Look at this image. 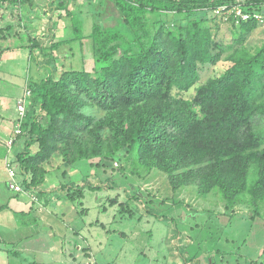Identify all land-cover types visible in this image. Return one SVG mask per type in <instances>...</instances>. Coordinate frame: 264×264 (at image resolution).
Returning <instances> with one entry per match:
<instances>
[{
    "label": "trees",
    "instance_id": "trees-1",
    "mask_svg": "<svg viewBox=\"0 0 264 264\" xmlns=\"http://www.w3.org/2000/svg\"><path fill=\"white\" fill-rule=\"evenodd\" d=\"M106 1L118 15L110 25L102 23L100 13L92 15L93 71L67 66L58 71L65 41L54 39L49 28L41 31L42 35L51 31L49 45L26 32L28 43L19 46L29 48L32 60L45 68L39 79L27 81L26 114L19 118L23 130L14 143L22 148L16 151V179L25 193L33 192L36 202L48 206L54 194L76 202L87 188L102 189L89 181L81 186L63 181L49 192L42 189L49 173L41 167L40 155L65 142L66 156L77 145L70 163L100 155L123 159L137 174L158 168L168 174L175 190L190 183L198 185L201 193L217 189L227 206L246 201L256 216H264V42L255 50L247 44L260 27L258 22L237 25L230 17L238 31L226 44L215 39L213 29L220 27L221 19L214 10L238 0ZM17 2L40 7L36 0H0V8ZM56 2L58 7L53 8L51 0L43 8L48 20L59 16L57 8L66 9L71 21L68 32L81 41L84 21L68 10L67 0ZM240 4L248 12L264 11V0H240ZM11 30V24L0 25V41ZM221 60L231 65L201 83V71ZM80 136L87 147L83 140H75ZM36 145L39 150L33 154ZM132 198L142 201L137 195ZM122 207L133 215L127 203ZM151 211L146 212L152 215ZM155 216L168 220L166 215ZM7 252L17 253L12 248ZM187 260L200 264L201 259ZM243 260L264 264V250L254 259Z\"/></svg>",
    "mask_w": 264,
    "mask_h": 264
},
{
    "label": "rangeland",
    "instance_id": "rangeland-1",
    "mask_svg": "<svg viewBox=\"0 0 264 264\" xmlns=\"http://www.w3.org/2000/svg\"><path fill=\"white\" fill-rule=\"evenodd\" d=\"M36 2L40 7L33 8L28 3L17 2L4 4L0 8V16L3 18L0 25L12 26L7 39L0 41V50L5 49L3 54L0 53V152L5 149L8 151L6 156L3 155V161L0 160V165L4 162L6 170L12 165L16 172V151L22 148L14 143L17 142L19 131L23 130V119L18 118L17 103L27 93L28 79H39L45 69L42 64L32 60L29 48H19L23 43H28L25 33L30 32L46 39V45L51 43V31L54 39L65 41L61 53L59 52L58 71L64 66L76 69L83 67L93 71L95 60L89 37L93 24L92 15L100 13L104 25L115 24L118 15L115 6L106 0H67L68 10L84 21L85 36L81 41H75L74 34L68 32L71 21L65 16L66 9L57 8L59 10L56 12L60 14L51 22L48 20L49 13L43 9L51 0ZM53 2L52 7H58L56 0ZM225 7L221 13L214 12L221 20L220 27L213 31L216 40L227 44L235 37L234 30L238 31V26L234 28L233 21L228 19L231 17L237 25L242 20L238 21L234 17L232 6ZM258 24L260 27L247 40L251 50L264 42V24ZM47 27L51 31L47 30L46 35H42L41 31ZM69 40L74 42L67 43ZM230 65L231 62L224 60L216 65H208L201 71L200 82L221 75ZM75 140L83 139L80 136ZM82 143L87 147L85 140ZM63 145L65 147V142L58 149L50 151V154L40 155L43 161L41 167L49 173L42 187L48 188L56 182L59 185L63 181L81 186L89 181L94 185H102V189L87 188L76 202L65 199L69 205H74L72 208L69 206L71 212L67 213L68 219H65L66 214L59 212L57 198V204L54 201L55 207L52 208L45 206L43 202L38 203L41 221L36 228L37 235L41 234L44 238L42 244L35 248L36 252L23 251L21 246H29L35 242L24 238L17 246L20 256L12 255L8 261L19 259L27 264L30 261L75 264L80 260L86 264H191L187 259L193 257L198 260L200 256V264H244L246 256L254 259L264 250V216H256L253 207L246 201L229 207L219 190L201 193L199 186L193 183L181 185L175 190L166 172L152 168L137 174L133 172L131 164L123 159L115 161L95 155L70 163L71 152L75 151L74 147L77 145L71 147L69 156L63 153ZM32 149L35 154L39 147L36 145ZM118 156L115 155L114 158ZM1 157L2 154L0 159ZM7 186L9 188L8 181ZM0 187H5L3 180L0 181ZM21 192L25 193L26 190L22 188ZM7 193L5 190V194ZM25 194H29L31 200H37L33 192ZM133 195L139 196L142 201L135 200ZM2 200L0 196V202ZM126 203L134 211L131 216L130 209L122 207ZM10 204L13 206L7 207V212L0 217L4 219L0 221V233L15 241L28 236L33 230L19 226L20 221L29 219L30 215L21 212L17 214L18 220L15 219L14 209L19 206L11 201ZM147 210H152L153 214L149 215ZM155 214L166 215L168 220ZM75 230H78L77 233ZM45 234L49 235L50 243ZM54 244L56 247L49 250L48 246L52 247ZM5 245L17 249L11 243ZM254 248L258 252H254ZM71 254L77 255V261L70 259Z\"/></svg>",
    "mask_w": 264,
    "mask_h": 264
},
{
    "label": "crops",
    "instance_id": "crops-1",
    "mask_svg": "<svg viewBox=\"0 0 264 264\" xmlns=\"http://www.w3.org/2000/svg\"><path fill=\"white\" fill-rule=\"evenodd\" d=\"M47 28H49V27H47ZM0 160L3 161V156L1 157ZM3 164H4V162H2V164L0 165L1 166L0 178H1V180L4 181L5 187H2V188L0 187V196H2V198H3L2 202H0V207H2L4 205H7V207H10V205L13 206V204H10V201L14 202L17 207L19 206L18 209H14L13 216H14L15 219L18 220L19 217H18L17 214L21 213V212L30 215L29 219L26 220V218H25L24 220L20 221L19 226L24 227V228L25 227H29L28 229H32L33 232L32 231L30 232L31 234H29V235H31V236L28 235L26 237L17 238V240H15V241L9 240L8 238L5 237V235H2L0 233V239L2 240V242H0V264H27V262H23V261H21L19 259L18 260L10 259L8 261L9 257L12 256V255H10L7 252V250L10 249V246H6L5 244L6 243L13 244L12 246H15L17 248V249H15L17 253L14 254V255L16 257H19L20 253H19L18 247H17V246H19L18 242H21L24 238H30V239H33V241H35V242L30 244L29 246H23V247L21 246L20 249H22L23 251H28V252H32V251L36 252L37 246L39 247V245L42 244L41 241L44 239L43 237H41V234L37 235V228H36L37 224L39 223V221H41V219H40L41 218V215H40L41 213H39L40 211L38 209L39 208L38 203H40V202H36L35 200H31V197H30L29 194L22 193V194L18 195L17 193L14 192V190H11V189L8 188V186H7L8 173H7V170L5 169ZM57 186H58V184L56 182V183L52 184V186H49L48 188L42 187V189H44L47 192H49L50 190L55 189ZM5 190L8 191L7 194H5ZM48 195H50L52 197L53 194L49 193ZM56 195L57 194H54V198H52V201L49 203V205H48L49 208H52V206L55 205L54 201L56 202ZM57 200H58L57 201L58 204H57V202H56V204L60 207L59 212H62L63 215L66 214V215H64L65 219H68L66 217L68 215L67 213L71 212L70 207L72 208V207H74V205H69V203L64 201L65 199H62V198H57ZM8 201H9V203H8ZM70 204H72V203H70ZM53 207H55V206H53ZM6 210H8V209L7 208H5L3 210L0 209V217L2 215H4L5 212H7ZM35 210H36V213H35ZM53 211L55 212V210H53ZM31 215H33V216H31ZM55 215H57V214H55ZM3 220L4 219H0V221H3ZM70 220H71V218H70ZM50 226L53 229V225L50 224ZM75 231L77 233L78 230H75ZM47 234H49V232ZM47 234H45V235L47 236L48 242L50 243V238H49V235H47ZM53 237H54V235H53ZM1 243H3V245H1ZM31 245H33V246H31ZM54 247H56L55 244L52 247L50 245L48 246L49 250H53ZM39 252H41V251H39ZM73 256L77 257V255H72L71 254V258L70 259H73ZM28 264H43V263H41L40 261H30V262H28ZM73 264H74V262H73ZM75 264H77V262Z\"/></svg>",
    "mask_w": 264,
    "mask_h": 264
},
{
    "label": "built area",
    "instance_id": "built-area-1",
    "mask_svg": "<svg viewBox=\"0 0 264 264\" xmlns=\"http://www.w3.org/2000/svg\"><path fill=\"white\" fill-rule=\"evenodd\" d=\"M239 3L235 4L232 6L233 8V13L234 17L237 18L238 21H247V20H254L257 21L258 23H263L264 24V11H254V12H248L243 9V5L240 4V0H238ZM225 6H221L217 9L214 10V12H219L221 13L223 10H225ZM30 91H27V93L24 94V97H22L18 103H17V111H18V118H23L26 114V103H25V96L29 95ZM20 126V125H19ZM21 130L19 131V133ZM8 175H9V188L16 191V192H21L22 188L21 185L17 182L16 176L17 172L15 169L12 167V165L8 166ZM77 264H84V263H77Z\"/></svg>",
    "mask_w": 264,
    "mask_h": 264
}]
</instances>
